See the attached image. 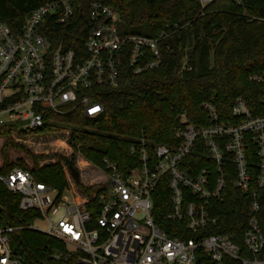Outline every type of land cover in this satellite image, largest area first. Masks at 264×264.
<instances>
[{"label": "built area", "instance_id": "2783aa9c", "mask_svg": "<svg viewBox=\"0 0 264 264\" xmlns=\"http://www.w3.org/2000/svg\"><path fill=\"white\" fill-rule=\"evenodd\" d=\"M73 14L71 0H48L18 29L0 20V128L15 125L37 131L52 122L50 112L65 115L82 109L85 116L97 117L104 106L96 86L116 87L127 69L137 75L161 65L160 43L166 32L156 37L122 33L120 12L102 0L90 4L80 51L52 42L46 33ZM250 79L264 85V72ZM204 107L208 126L192 123L186 112L179 114V142L156 144L153 156L149 141L140 137V165L130 173L105 159L107 183H98L91 193L79 190L75 180L61 190L38 181L21 166L0 173L6 188L20 194V209L31 214L29 221L16 226L0 218V264H26L12 242L15 232L26 229L58 241L62 247H51V254L63 264H199L200 251L214 264H264V233L258 219V191L264 189V115L254 116L242 97L232 105L237 123L220 122L210 101ZM247 134L257 147V173L248 164ZM197 144L207 149L215 170L204 167L189 173L185 168ZM226 158L233 162V173L224 167ZM230 175L233 186L251 197L242 243L233 235L212 232L220 220L217 202L223 199ZM162 184L168 195L157 222L155 193ZM68 191L72 198L65 195ZM36 220L46 226L39 229L33 224Z\"/></svg>", "mask_w": 264, "mask_h": 264}, {"label": "trees", "instance_id": "16d2710c", "mask_svg": "<svg viewBox=\"0 0 264 264\" xmlns=\"http://www.w3.org/2000/svg\"><path fill=\"white\" fill-rule=\"evenodd\" d=\"M46 1L0 0V20L18 29L27 15ZM71 1L72 18L50 28L46 34L52 42L80 51L93 0ZM102 1L118 9L122 19L134 27L131 33L156 37L166 32L160 43L161 65L137 75L125 69L118 86H96L97 98L104 106L97 117L85 116L82 109L65 115L50 112L48 117L52 122L37 131H23L15 125L0 128V136L6 140L1 150L5 166L0 173H7L15 166L23 167L22 160L11 163L9 157V149L24 147L15 142L13 132L33 134L70 128L72 145L86 159L108 171L107 159L128 174L140 165V137L145 136L149 141L147 146L153 156L156 144L179 142L175 135L179 114L186 112L192 123L208 126L210 118L204 107L207 101L217 107L223 123L239 121L232 113L238 97L246 100L254 116L264 115V85L250 79L251 75L264 72V0H214L205 6L201 0ZM246 140L248 164L257 173V147L252 135L247 134ZM202 141L199 139V144ZM35 160L31 171L38 181L61 190L67 186L61 162L40 167L37 157ZM65 163L70 164L68 160ZM184 165L189 173L204 167L216 169L207 149L204 146L201 149L198 144ZM224 167L228 173L235 170L228 158ZM77 185L89 193L93 191L81 182ZM167 195L162 184L155 193L157 222L163 218ZM258 195L261 205L258 219L264 233V189ZM20 198V194L9 191L0 181V218L5 224L16 226L29 221L31 214L20 209ZM250 202V193L235 188L230 175L223 199L217 202L220 220L212 232L233 235L235 242L242 243ZM12 242L26 264H63L53 258L50 249L62 245L43 233L17 231ZM199 264L214 263L200 251Z\"/></svg>", "mask_w": 264, "mask_h": 264}, {"label": "rangeland", "instance_id": "374dc122", "mask_svg": "<svg viewBox=\"0 0 264 264\" xmlns=\"http://www.w3.org/2000/svg\"><path fill=\"white\" fill-rule=\"evenodd\" d=\"M118 25L119 31L122 33L132 31L134 28L128 25L124 19H122V22ZM72 132L70 128L55 132L42 131L33 134L13 132L12 136L15 142L24 147L9 149L11 163L22 160V166L31 170L36 165L35 157H37V164H39L40 167L61 162L67 178V186L69 187L71 186V182H74L69 169L70 164L74 165L80 171L81 184L84 187L94 188L100 183H107L108 176L105 171L92 161L86 159L80 151L72 145ZM5 141V137L0 136V169L5 166V160L1 154ZM65 160H68L70 164L67 165ZM78 189L82 191L84 188L80 186ZM82 192L87 191L83 190ZM65 195L69 198L73 197L71 191L66 192ZM33 224L39 229H43L46 226L45 222L41 220H36ZM56 247L61 248L60 246Z\"/></svg>", "mask_w": 264, "mask_h": 264}, {"label": "water", "instance_id": "95a60500", "mask_svg": "<svg viewBox=\"0 0 264 264\" xmlns=\"http://www.w3.org/2000/svg\"><path fill=\"white\" fill-rule=\"evenodd\" d=\"M69 169L76 184H79L81 182L80 171L72 164H70Z\"/></svg>", "mask_w": 264, "mask_h": 264}, {"label": "crops", "instance_id": "0c3cea01", "mask_svg": "<svg viewBox=\"0 0 264 264\" xmlns=\"http://www.w3.org/2000/svg\"><path fill=\"white\" fill-rule=\"evenodd\" d=\"M89 164V163H88ZM91 166V165H90Z\"/></svg>", "mask_w": 264, "mask_h": 264}]
</instances>
